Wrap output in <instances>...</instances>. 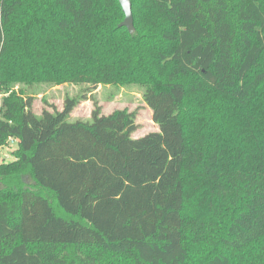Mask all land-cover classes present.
<instances>
[{
    "label": "trees",
    "instance_id": "16d2710c",
    "mask_svg": "<svg viewBox=\"0 0 264 264\" xmlns=\"http://www.w3.org/2000/svg\"><path fill=\"white\" fill-rule=\"evenodd\" d=\"M130 3L0 0V264H264V0ZM45 82L141 85L158 131L10 92Z\"/></svg>",
    "mask_w": 264,
    "mask_h": 264
},
{
    "label": "rangeland",
    "instance_id": "374dc122",
    "mask_svg": "<svg viewBox=\"0 0 264 264\" xmlns=\"http://www.w3.org/2000/svg\"><path fill=\"white\" fill-rule=\"evenodd\" d=\"M10 92L20 93L28 96L33 104L32 111L35 115H40L42 110L61 111L65 98H73L77 101L68 121L74 122L90 121L91 112L94 104L98 106L104 115L110 114L115 110H126L134 116V122L137 126L131 137L140 138L148 133L158 131L157 125L152 121V112L143 100L144 87L137 84L125 85H93L88 83L68 82L59 85L52 83H34L31 85L14 83L11 85ZM8 92V93H10ZM0 91V101L3 96ZM16 148V144L8 143L0 149V159L5 161L13 160L11 154ZM73 253H84L81 250L71 251L67 259ZM203 247L196 252L201 256ZM95 257V264H128L121 258H115L109 254L100 251L92 253Z\"/></svg>",
    "mask_w": 264,
    "mask_h": 264
},
{
    "label": "water",
    "instance_id": "95a60500",
    "mask_svg": "<svg viewBox=\"0 0 264 264\" xmlns=\"http://www.w3.org/2000/svg\"><path fill=\"white\" fill-rule=\"evenodd\" d=\"M121 10L124 14V19L120 23L121 27H125L128 33L132 34L134 31L133 20L131 14V3L130 0H118Z\"/></svg>",
    "mask_w": 264,
    "mask_h": 264
},
{
    "label": "built area",
    "instance_id": "2783aa9c",
    "mask_svg": "<svg viewBox=\"0 0 264 264\" xmlns=\"http://www.w3.org/2000/svg\"><path fill=\"white\" fill-rule=\"evenodd\" d=\"M9 143L14 144V143H15V140L10 139V140H9Z\"/></svg>",
    "mask_w": 264,
    "mask_h": 264
}]
</instances>
